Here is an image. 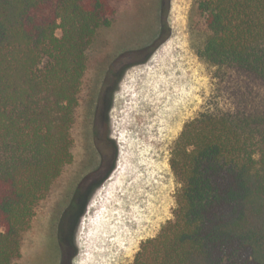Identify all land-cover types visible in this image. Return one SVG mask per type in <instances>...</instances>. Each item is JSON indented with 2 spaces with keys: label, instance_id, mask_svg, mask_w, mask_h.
<instances>
[{
  "label": "trees",
  "instance_id": "16d2710c",
  "mask_svg": "<svg viewBox=\"0 0 264 264\" xmlns=\"http://www.w3.org/2000/svg\"><path fill=\"white\" fill-rule=\"evenodd\" d=\"M193 11L216 84L172 149L173 219L133 264H264V0H194ZM113 17L111 0H0V264H17L73 161L91 47Z\"/></svg>",
  "mask_w": 264,
  "mask_h": 264
},
{
  "label": "rangeland",
  "instance_id": "374dc122",
  "mask_svg": "<svg viewBox=\"0 0 264 264\" xmlns=\"http://www.w3.org/2000/svg\"><path fill=\"white\" fill-rule=\"evenodd\" d=\"M111 4V25L91 47L73 161L23 235L17 264H133L141 244L173 219L172 149L210 98L216 69L197 55L205 33L194 0ZM78 197L66 228L61 218Z\"/></svg>",
  "mask_w": 264,
  "mask_h": 264
},
{
  "label": "flooded vegetation",
  "instance_id": "af4514ba",
  "mask_svg": "<svg viewBox=\"0 0 264 264\" xmlns=\"http://www.w3.org/2000/svg\"><path fill=\"white\" fill-rule=\"evenodd\" d=\"M111 87H112V85H111ZM107 104H108V102L106 100H104V102L101 105L103 112L107 110V106H108ZM103 119H104V113L101 115V118H100L101 123H103ZM80 201H81V199H80V197H78L77 203L72 208V209H74V211L73 210L70 211V214H68V216H66L65 220L64 219L62 220V218H61V222H60L61 225H62V221H64L66 228H67V226H69V223H70L69 221H72V219L74 220L75 216L79 214V212H80L79 208L82 205V204L80 205ZM67 231H68V229H67Z\"/></svg>",
  "mask_w": 264,
  "mask_h": 264
},
{
  "label": "bare ground",
  "instance_id": "6f19581e",
  "mask_svg": "<svg viewBox=\"0 0 264 264\" xmlns=\"http://www.w3.org/2000/svg\"><path fill=\"white\" fill-rule=\"evenodd\" d=\"M89 209H90V208H89ZM92 209H93V208H92ZM92 209H91V210H92Z\"/></svg>",
  "mask_w": 264,
  "mask_h": 264
}]
</instances>
